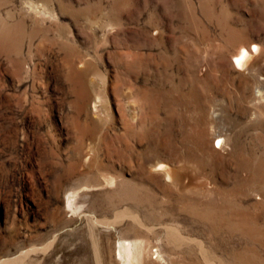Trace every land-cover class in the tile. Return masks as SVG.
<instances>
[{
	"label": "rangeland",
	"instance_id": "obj_1",
	"mask_svg": "<svg viewBox=\"0 0 264 264\" xmlns=\"http://www.w3.org/2000/svg\"><path fill=\"white\" fill-rule=\"evenodd\" d=\"M3 262L264 264V0H0Z\"/></svg>",
	"mask_w": 264,
	"mask_h": 264
},
{
	"label": "bare ground",
	"instance_id": "obj_2",
	"mask_svg": "<svg viewBox=\"0 0 264 264\" xmlns=\"http://www.w3.org/2000/svg\"><path fill=\"white\" fill-rule=\"evenodd\" d=\"M256 48V46H253ZM234 61L232 60V63L233 65H235V63H237L239 66H242L243 64H245L246 66L249 65L251 62H252V58H253V50L251 49V47H248V46H245L243 45L241 48H240V51L238 52V54L235 56L234 55ZM165 176L174 181V182H178L179 179H180V175H176L175 174V171L172 169V168H168L167 166H161L160 168ZM178 174V173H177ZM68 197V198H67ZM67 201L66 203L68 205L71 204V199L69 196H67ZM0 264H8L7 262H3V263H0Z\"/></svg>",
	"mask_w": 264,
	"mask_h": 264
}]
</instances>
